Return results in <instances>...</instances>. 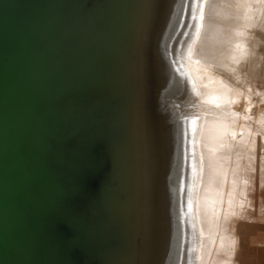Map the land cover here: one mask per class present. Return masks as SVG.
Here are the masks:
<instances>
[{
    "label": "water",
    "instance_id": "water-1",
    "mask_svg": "<svg viewBox=\"0 0 264 264\" xmlns=\"http://www.w3.org/2000/svg\"><path fill=\"white\" fill-rule=\"evenodd\" d=\"M175 1L0 0V264L166 263Z\"/></svg>",
    "mask_w": 264,
    "mask_h": 264
},
{
    "label": "rangeland",
    "instance_id": "rangeland-1",
    "mask_svg": "<svg viewBox=\"0 0 264 264\" xmlns=\"http://www.w3.org/2000/svg\"><path fill=\"white\" fill-rule=\"evenodd\" d=\"M190 1L184 0L181 23L178 21L175 24L176 26H173L174 28L170 26L163 33L164 36L170 35L166 41V48L168 50L164 48L163 51L162 46L160 48L163 51L162 58L167 62L168 59L170 60V63L167 65L168 70L171 71L172 69L173 75H179L178 78H174L175 85L169 82L168 86L166 85L168 88L162 90L160 100V103L163 104L169 99L174 101L169 100L163 107L171 115L170 121L175 124L171 130L174 139L175 155L172 163L173 169L171 167V172L168 177V186L169 188L171 187L170 191L174 197L171 199L172 202L170 201V206L172 207V209L170 207V214L173 217L172 221L175 227L172 236V252H170V256L165 264H200L199 262H202L201 264H220L221 259L222 264H264V121L261 120L262 118L264 119V0L253 1L250 7L251 12L248 10L250 13H248V16L244 20H230L231 16L226 15L222 19V13H216L213 17V23L216 28L208 31V33H214L217 37L215 43H218L219 47L215 51L216 56L209 59L210 62L208 63H204L202 59L196 57L198 59L196 63L198 66H201L202 72L198 74L194 67H183L182 72L185 75L184 78V75L182 77L180 74L179 63L183 59L194 61L192 58L195 59V56L191 55L188 58L189 55L185 56V50L187 45L189 46L194 42L193 38L192 43L189 42L193 29L197 32H201L204 29L203 20L198 18V13L201 12L200 10H205V3L206 7L209 3L208 0ZM230 1L232 0H218L213 5V8L208 7L206 9L214 10L218 8L219 11H222V7H225L230 8L234 12L237 8L231 6L229 4ZM243 1L239 0L240 3ZM202 2L203 6L201 5ZM211 3L212 1L210 5ZM196 5L197 7H195ZM196 19L200 22V25ZM176 27L179 28L178 31ZM185 27L186 29H184ZM190 29L192 30L190 31ZM227 31H229L228 34ZM185 35L187 38L190 37L188 40L189 43L183 41V38L187 40ZM164 36L161 40L162 45ZM231 36L234 37V41L230 43V46L234 47L237 45L238 48L231 49L229 43L223 44L222 39ZM180 37L183 38L180 39ZM177 39L179 43L181 40L183 43L176 45L178 43ZM173 42L174 44L176 43V48L179 46L178 48L181 50L184 49L185 53L182 50L181 54L180 50L173 46ZM169 43L173 45H169ZM169 47H172V50L175 49L176 53L174 50H170ZM218 56H222V59L218 60ZM201 77H206L207 81L209 80V82L203 81L201 84L203 87L219 85L220 91L218 92V99H203L192 92L193 89L189 85L199 81ZM187 94L189 96H186ZM179 98L181 99V104L180 106L179 104L175 106L174 103H180L178 101L180 100ZM184 98L190 99V102L188 99L187 101H185L186 99L183 100ZM191 99L196 101L193 103ZM184 103L187 104L183 105ZM188 106L189 108H186ZM172 110L174 112H171ZM204 114L208 116L210 126L218 118L220 121L226 120L223 129H227V131L222 135V139L216 140L218 142L215 145H213L214 140L211 139L212 141L210 140L209 142L210 145H207L209 146L207 149L212 151L214 158L211 154L209 156L206 155L204 151L201 153V150L197 147L196 140H199L202 135L197 130L196 125L198 121L204 119ZM220 118L224 119L221 120ZM229 120L232 122L228 123ZM183 168L185 169L182 171ZM175 170L180 172H176ZM222 174H224L223 178L227 177V179L226 181L224 180L223 184L221 183L222 185H219L223 193L217 196V194L210 193L207 188L210 187L209 183L212 179L216 181V179L222 177ZM199 175L203 176V179L202 177L199 178ZM177 176L182 177V179ZM207 177L210 179V182L209 180L206 181ZM172 178L174 180L176 178L177 181H174ZM191 178H193V184L191 183ZM198 179L200 180L199 182ZM198 188L207 190L209 195L206 194L207 192L205 190L203 192L202 189L199 190ZM229 189H231L232 193ZM183 191L184 193H182ZM206 195L209 197L212 195L211 197L213 198H209ZM197 196H202V198ZM224 196L230 197L225 198ZM190 197L193 199L191 200ZM200 198L205 202L209 198L206 202L207 204L204 201L201 202ZM214 198L216 204L212 201ZM196 199L200 200V202ZM199 203H202V206ZM178 204L182 205L180 206ZM179 206L181 208L184 206V208L181 209ZM204 214H206L205 217L208 216L205 218ZM203 217L207 220L206 222L203 221L204 219H201ZM176 220L180 224L176 223ZM207 222H211L212 224H207ZM204 223L205 225L207 224L206 226L208 228L202 225ZM209 225H211L210 229ZM206 231H209V233ZM198 234H200V237ZM194 238L195 241L193 240ZM176 242L182 245L179 250L174 248ZM204 243L206 244L204 245ZM188 251H192L193 253ZM214 256L218 257V260Z\"/></svg>",
    "mask_w": 264,
    "mask_h": 264
},
{
    "label": "bare ground",
    "instance_id": "bare-ground-1",
    "mask_svg": "<svg viewBox=\"0 0 264 264\" xmlns=\"http://www.w3.org/2000/svg\"><path fill=\"white\" fill-rule=\"evenodd\" d=\"M192 1V0H191ZM190 1V2H191ZM207 1V0H206ZM212 1V3H211V5H210V2ZM208 0V4H207V7L205 6L206 5V3H205V5H204V7H205V10L203 9V10H200L201 12H199L198 14V18H200V19H202L203 20V24H204V29L203 30H201V32H197V31H195L194 29H193V31L191 32V40L189 41V42H191L192 43V41L194 40V42H193V44H190L189 46L187 45V47H186V55L185 56H187V55H189L188 56V58L192 55V56H195V59H196V57H198V58H200V59H202V62H204V63H208V62H210V60L209 59H211L213 56H216L215 55V51L218 49V47H219V44L218 43H215L216 42V40H217V37L214 35V33H208V31L210 30V29H212V28H216V26L214 25V23H213V17L216 15V13H222V19L225 17V15L226 16H231V18H230V20H232V19H237V20H244L247 16H248V13H250L251 11H250V7L252 6V3H253V1H255V0H244L243 2H239V0H232V1H230L229 2V4L231 5V6H234V7H236L237 9L236 10H234V12H232L231 10H230V8H225V7H222V11H219V9L218 8H216V9H214V10H210V9H206V8H208V7H212L213 8V5L214 4H216L217 2H218V0ZM197 2V1H196ZM203 2L201 3V5L203 4ZM183 3H184V0H176L174 3H173V7H172V10H171V12H170V15H169V18H168V20H167V23L165 24V30L168 28V27H170V26H176L175 24L179 21L180 22V20H181V16H182V9H183V7L184 6H182L183 5ZM195 4H197V3H195ZM187 5V4H186ZM193 6V5H192ZM203 6V5H202ZM202 6H201V8H202ZM186 7V6H185ZM189 7V6H188ZM195 7H197V5L195 6ZM203 7V8H204ZM188 9V8H187ZM250 12H249V11ZM194 12H195V10H194ZM193 12V13H194ZM194 15H195V13H194ZM190 17V16H189ZM184 18H186V17H184ZM197 18V19H198ZM196 19V21H198ZM192 20V19H191ZM181 23V22H180ZM179 23V24H180ZM200 22L198 21V24H199ZM201 23V24H202ZM183 24V23H182ZM178 25V24H177ZM191 25V24H190ZM196 25V24H195ZM200 25V24H199ZM182 26V25H181ZM189 26V25H188ZM197 26V25H196ZM199 27V26H198ZM174 28V27H173ZM177 28V31L179 30V28L178 27H176ZM182 28V27H181ZM188 28V27H187ZM193 28V27H192ZM184 29H186V27L184 28ZM197 29V28H196ZM165 30H164V32H165ZM172 30V29H171ZM188 30V29H187ZM192 29H190V31H191ZM176 30H175V32H177ZM198 31H199V29H198ZM174 32V33H175ZM218 32V31H217ZM178 33V32H177ZM189 33V32H188ZM229 33V31H227V34ZM172 34H173V32H172ZM218 34H219V32H218ZM168 35V34H167ZM178 35V34H177ZM181 35V34H180ZM164 36V35H163ZM170 36V35H169ZM179 36V35H178ZM184 36V35H183ZM186 36V35H185ZM188 36H189V34H188ZM165 37V36H164ZM181 38H183V37H180V39ZM186 38H187V36H186ZM189 38L190 37H188L187 38V40L186 39H184L183 38V41H186L185 43H187L188 42V40H189ZM192 38H193V40H192ZM179 39V40H180ZM171 40V39H170ZM175 42H176V40H174ZM232 41H234V37H224L223 39H222V42H223V44H228L229 43V46H230V43L232 42ZM177 44L176 45H178V44H182L183 42H182V40H181V42L179 43V41H178V39H177ZM188 42V43H189ZM185 43H184V45H185ZM168 44V43H167ZM173 44H174V42H173ZM173 44H170L169 43V45H173ZM175 44L173 45L175 48H176V46H175ZM179 47V46H178ZM176 48V49H178V50H180V53L182 52V50H183V52H184V49H179V48ZM181 47V46H180ZM170 48V50H172L171 48L172 47H169ZM230 48L231 49H235V48H238L237 47V45H235L234 47H231L230 46ZM166 50H168V49H166ZM174 50V52H175V49H173ZM172 50V51H173ZM178 50H176L177 52H178ZM176 53V52H175ZM180 53H177V54H180ZM185 53V52H184ZM182 54V53H181ZM234 54H236V53H234ZM184 56V57H185ZM225 57H227V56H225ZM194 61H192V60H190V59H183V60H181V62L179 63V68H180V70H181V72H180V74H181V76L183 77V75H184V73L182 72V70H183V67H185V68H187V67H194L196 70H197V72H198V74H200L201 72H202V68H201V66H198L197 65V60L198 59H194V58H192ZM219 59H222V56H218V60ZM166 61V60H165ZM182 61H183V63H182ZM210 64V63H209ZM207 72V71H206ZM187 77V76H186ZM184 78H185V75H184ZM203 81L204 82H209V80L207 81V78L206 77H201L200 78V80L199 81H197V82H193L191 85H189V87H191L192 89H193V93L194 94H197L199 97H201V98H203V99H218L219 98V95H218V92L220 91V89H219V85H213V86H210V87H203V85H201L202 83H203ZM185 94V93H184ZM186 96H189V94H187ZM170 98V97H169ZM168 98V99H169ZM176 98V97H175ZM178 99V98H177ZM180 99V98H179ZM186 99V100H185ZM187 99L188 98H184L183 100H185V101H187ZM166 100V99H165ZM170 100V99H169ZM168 100V101H169ZM189 100V102H190V99H188ZM192 100V99H191ZM167 101V100H166ZM170 101H172V100H170ZM176 101V100H175ZM179 102L181 101V99L180 100H178ZM196 100H192L191 102H195ZM223 101V100H222ZM172 102H174V101H172ZM198 102V101H197ZM193 103H191L192 105H194ZM199 103H201V102H199ZM206 103V102H205ZM175 104H178V102H176ZM174 104V105H175ZM185 104H187V103H184L183 105H185ZM198 105V104H197ZM202 106H203V104H201ZM200 105V106H201ZM209 105V104H208ZM177 106V105H176ZM180 106V105H179ZM195 106V105H194ZM206 106V105H205ZM209 106H211V105H209ZM175 108V107H174ZM173 108V109H174ZM181 108V107H180ZM186 108H189V106L188 107H186ZM194 108V107H193ZM205 108V107H204ZM195 109V108H194ZM191 110V109H190ZM197 110V109H196ZM198 111V110H197ZM202 111V110H201ZM200 111V112H201ZM207 111V110H206ZM217 111V110H216ZM171 112H174L173 110L171 111ZM191 113H193L192 111H190ZM212 112H214V111H212ZM219 112V111H218ZM173 114V113H172ZM215 114H217V113H215ZM195 115V114H194ZM199 115V114H198ZM205 115V114H204ZM248 115H249V110H248ZM263 115V114H262ZM175 116H177V115H175ZM186 117V116H185ZM198 117H200V116H198ZM203 117V116H202ZM221 117V116H220ZM204 119H202V120H200V121H198L197 123V125H196V127H197V130L199 131V132H201V137L199 138V140H196L197 141V147L199 148V150H201V153H203V151H204V153L206 154V155H212V157L214 158V155H213V153H212V151L210 150V149H207V147H209V146H207V145H210V140L212 139V140H214L213 142H214V144L213 145H215V144H217V142L218 141H216V140H221L222 139V135H224L225 134V132L227 131V129H223L224 127H225V124H226V120L224 121V120H222V119H224V118H220L222 121H220L219 120V118L213 123V125H209V119H208V116H206L205 115V117H203ZM197 120V119H196ZM262 121H264V119L262 118L261 119ZM261 120H260V123H261ZM230 122H232L231 120H229L228 121V123H230ZM222 124V125H221ZM262 124V123H261ZM256 131V130H255ZM259 134V133H258ZM211 140V141H212ZM212 143V142H211ZM212 145V146H213ZM181 146V145H180ZM202 155V154H201ZM197 160V159H196ZM177 161V160H176ZM201 161V160H200ZM177 164V163H176ZM183 164V163H182ZM199 164V163H198ZM172 166V165H171ZM199 166V165H198ZM201 166H202V164H201ZM196 167V166H195ZM187 168V167H186ZM172 169H173V167H172ZM177 169V168H176ZM185 168H183L182 169V171L184 170ZM188 169V168H187ZM186 169V170H187ZM219 169V168H218ZM176 172L178 171V170H175ZM174 171V172H175ZM173 172V173H174ZM178 172H180V171H178ZM221 172V171H220ZM188 173V172H187ZM197 173V172H196ZM227 173V172H226ZM191 174H193V173H191ZM187 175V174H186ZM188 175H190V174H188ZM195 175V174H194ZM203 175V174H202ZM214 175V174H213ZM212 175V176H213ZM217 175H219V174H217ZM181 176V175H180ZM185 176V175H184ZM197 176V175H196ZM204 176V175H203ZM203 176H200L199 175V178L200 177H202V179H203ZM223 176H224V174H222V177H220V178H218V179H216V181H213V179H212V181L210 182V179L208 178V177H211V176H208L205 180L206 181H208L209 180V185H210V187H206L207 189H208V191L210 192V193H212V194H217V196L218 195H222V193H223V191H222V189H220L219 188V185L222 183L223 184V182H224V180L226 181V179H227V177H225V178H223ZM170 177H172V176H170ZM173 177H175V176H173ZM178 177V176H177ZM176 177V178H177ZM195 177V176H194ZM198 177V176H197ZM197 177H195V178H197ZM206 177V176H205ZM176 178H175V180H176ZM178 178H180V177H178ZM177 178V180H179ZM221 178H222V180H221ZM169 179V178H168ZM173 180H174V178H172ZM180 179H182V177L180 178ZM183 179H184V177H183ZM189 179V178H188ZM174 180V181H175ZM176 180V181H177ZM191 180V183L193 184L194 182H192V180H193V178H191L190 179ZM200 180L198 179V182H199ZM183 182H185V181H183ZM183 182H181V183H183ZM204 182V181H203ZM202 182V183H203ZM186 183V182H185ZM206 183H208V182H206ZM190 184V183H189ZM192 184H190V185H192ZM221 184V185H222ZM171 185V184H170ZM183 185H184V183H183ZM205 185V184H204ZM172 186V185H171ZM207 186V185H206ZM186 187V186H185ZM192 187V186H191ZM205 187V186H204ZM171 188V187H170ZM182 188V187H181ZM180 188V189H181ZM193 188V187H192ZM188 189H190V188H188ZM199 189V188H198ZM202 189V188H201ZM201 189H199V190H201ZM199 190H197L198 192H199ZM205 190V189H204ZM204 190L202 189V191L204 192ZM230 191H231V189H229ZM195 191V190H194ZM207 193L206 194H208V191L207 190H205ZM191 192H193V191H191ZM203 192H202V194H203ZM182 193H184V191L182 192ZM186 193H187V191H186ZM231 193H232V191H231ZM230 193V194H231ZM200 194V193H199ZM187 195V194H186ZM205 195V194H204ZM209 195V194H208ZM208 195H206V196H208ZM212 195H210V197H211ZM197 197H201L202 198V196H197ZM205 197V196H204ZM209 197V196H208ZM209 197V198H210ZM225 197V196H224ZM226 197H230V196H226ZM225 197V198H226ZM174 198V197H173ZM172 198V199H173ZM196 198V197H195ZM200 198V200H201V202L202 201H204L203 199H201ZM207 198V197H206ZM205 198V199H206ZM208 198V199H209ZM211 198H213V197H211ZM223 198V197H222ZM189 199V198H188ZM190 199H191V197H190ZM193 199V198H192ZM191 199V200H192ZM199 199V198H198ZM198 199H196V200H198ZM207 199V200H208ZM224 199V198H223ZM200 200H198V202H200ZM207 200H206V202H207ZM211 200V199H210ZM195 201V200H194ZM212 201H214V203H215V198H214V200H212ZM198 202H196V203H198ZM205 201H204V203L205 204H207ZM229 202V201H228ZM178 203H179V201H178ZM211 204H213L212 202H210ZM204 204V205H205ZM216 204V203H215ZM178 205H180V204H178ZM182 205V204H181ZM180 205V206H181ZM186 205V204H185ZM188 205V204H187ZM196 205V204H195ZM199 205H201L202 206V203L200 204L199 203ZM208 205H210V204H208ZM227 205V204H226ZM173 206V205H172ZM179 206V207H180ZM200 206V207H201ZM213 206H214V204H213ZM223 206V205H222ZM178 207V208H179ZM204 207V206H203ZM216 207V206H215ZM176 208V207H175ZM181 208V207H180ZM183 208H184V206H183ZM183 208H181V209H183ZM171 209H172V207H171ZM177 209V208H176ZM192 209H194V208H192ZM204 209H206L205 207H204ZM215 209V208H214ZM217 209V208H216ZM189 211V210H188ZM201 211V210H200ZM208 211V210H207ZM220 211V210H219ZM173 212V211H172ZM176 212V211H175ZM181 212V211H180ZM210 212V211H209ZM208 212V213H209ZM188 213V212H187ZM176 214H178V213H176ZM189 214V213H188ZM195 214V213H194ZM193 214V215H194ZM203 214V213H202ZM181 215V214H180ZM192 215V216H193ZM205 215L206 214H204V217H205ZM178 216V215H177ZM186 216H188V215H186ZM201 216V215H200ZM203 216V215H202ZM208 216V215H207ZM206 216V217H207ZM182 217V216H181ZM201 218V219H204L203 221H207V220H205V218ZM173 218V217H172ZM196 219V218H195ZM209 219V221H211V219L210 218H208ZM191 222V221H190ZM199 222V221H198ZM223 222V221H222ZM176 223H177V220H176ZM209 223H211V222H209ZM208 222H207V224H209ZM178 224H180V223H178ZM189 224H191V223H189ZM206 224V225H207ZM212 224V223H211ZM218 224V223H217ZM224 224V223H223ZM222 224V225H223ZM199 225V224H198ZM202 225H205V223L204 224H202ZM205 225V227L206 228H208L207 226ZM201 226V225H200ZM210 226L211 225H209V229H210ZM193 227V226H192ZM204 227V229H206ZM223 228V227H222ZM228 228V227H227ZM202 229V228H201ZM203 229V230H204ZM225 229V228H224ZM180 230H182V229H180ZM195 230V229H194ZM225 231H226V229H225ZM189 232V231H188ZM206 232H208L209 233V231H206ZM180 233H181V231H180ZM194 234H195V232H194ZM194 234H193V236H194ZM187 235V234H186ZM199 235V237H200V234H198ZM201 236H202V234H201ZM206 236V235H205ZM207 236H209V235H207ZM226 236V235H225ZM179 237H181V236H179ZM182 237H183V235H182ZM181 237V238H182ZM195 237V236H194ZM224 238V237H223ZM222 238V239H223ZM178 239H180V238H178ZM191 239V238H190ZM229 240H231L230 238H228ZM194 241H195V238L193 239ZM228 240V241H229ZM235 240V239H234ZM199 241H200V239H199ZM232 241V240H231ZM227 242V241H226ZM181 243H182V240H181ZM232 243V242H231ZM206 243H204V245H205ZM235 244V243H234ZM222 245H223V243H222ZM188 246V245H187ZM207 246V245H206ZM174 247V246H173ZM207 248V247H206ZM209 248V247H208ZM193 249V248H192ZM183 250H185V249H183ZM174 251V250H173ZM203 251V250H202ZM172 252V251H171ZM188 252H191V253H193L192 251H188ZM177 253H179L178 251H177ZM214 258H217V260H218V257H215L214 256ZM207 260V259H206ZM169 262V261H168ZM208 262V261H207ZM200 264L202 263V262H199ZM209 263H210V261H209ZM219 263H220V260H219ZM220 264H222V259H221V263Z\"/></svg>",
    "mask_w": 264,
    "mask_h": 264
}]
</instances>
